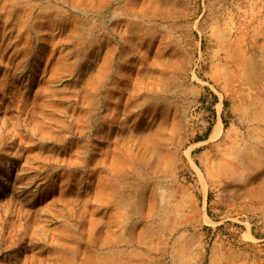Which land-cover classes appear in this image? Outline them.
Listing matches in <instances>:
<instances>
[{
	"label": "rangeland",
	"instance_id": "374dc122",
	"mask_svg": "<svg viewBox=\"0 0 264 264\" xmlns=\"http://www.w3.org/2000/svg\"><path fill=\"white\" fill-rule=\"evenodd\" d=\"M0 264H264V0H0Z\"/></svg>",
	"mask_w": 264,
	"mask_h": 264
},
{
	"label": "bare ground",
	"instance_id": "6f19581e",
	"mask_svg": "<svg viewBox=\"0 0 264 264\" xmlns=\"http://www.w3.org/2000/svg\"><path fill=\"white\" fill-rule=\"evenodd\" d=\"M155 146H157V143H155Z\"/></svg>",
	"mask_w": 264,
	"mask_h": 264
}]
</instances>
